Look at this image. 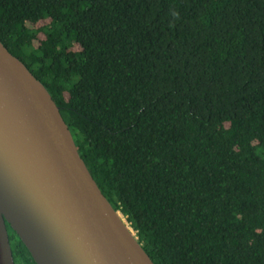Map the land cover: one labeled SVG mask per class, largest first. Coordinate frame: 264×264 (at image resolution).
<instances>
[{"label": "trees", "instance_id": "16d2710c", "mask_svg": "<svg viewBox=\"0 0 264 264\" xmlns=\"http://www.w3.org/2000/svg\"><path fill=\"white\" fill-rule=\"evenodd\" d=\"M0 42L154 264H264V0H0Z\"/></svg>", "mask_w": 264, "mask_h": 264}, {"label": "water", "instance_id": "95a60500", "mask_svg": "<svg viewBox=\"0 0 264 264\" xmlns=\"http://www.w3.org/2000/svg\"><path fill=\"white\" fill-rule=\"evenodd\" d=\"M6 225L35 264H154L47 89L0 42V264H15Z\"/></svg>", "mask_w": 264, "mask_h": 264}]
</instances>
